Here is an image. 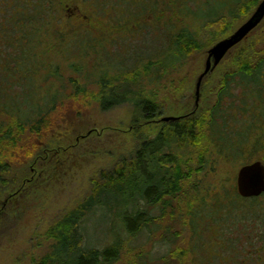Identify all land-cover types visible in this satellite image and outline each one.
<instances>
[{
    "label": "rangeland",
    "instance_id": "374dc122",
    "mask_svg": "<svg viewBox=\"0 0 264 264\" xmlns=\"http://www.w3.org/2000/svg\"><path fill=\"white\" fill-rule=\"evenodd\" d=\"M20 1L23 3L18 5ZM156 1L159 3L156 13L149 12L141 20L122 26V29L131 33L124 37V32L118 33L119 31L112 30L104 23L87 20L81 9L85 13H91L90 8H83L81 4L82 7L78 8L76 4L70 3V8H60L59 15H55L50 24L45 26L47 31L54 29L53 32L63 31V27L65 28L60 44L56 39L58 34H51L49 43L54 46L58 41V49L48 51V57L40 58L47 61L49 69L46 70V67L39 70L36 77L27 76V72H19L26 76L19 82L14 78L6 79V75L0 73V141L7 138L8 134H17V148L7 151L8 147L5 146L7 158L3 160L11 168L0 180V264H34V259L40 260L52 252L55 241L48 238L49 228L87 195L91 179L96 177L98 171L109 166L121 153L132 149L137 143L131 132L134 118L155 136L164 123L180 120L193 110L206 111L215 103V94L219 88L216 70L204 80L198 102L196 84L204 71L207 52L219 37L215 36L212 29L205 27L202 21L192 18L193 14L190 17L182 14L179 8L183 5L178 0ZM201 1L203 0H185L189 10L193 11L197 10ZM22 4L27 7L32 3L30 0H0V22L5 10L6 20L15 21ZM92 4V0L86 3ZM252 13L237 21L229 17L231 24L234 23L231 30L236 31ZM223 14L230 15L229 9L226 8ZM101 19L106 21V17ZM85 20L87 22L83 25L95 30L102 39L99 48L106 52L112 51V56L108 53L109 56H103L102 59L92 54V58L87 56L83 61L78 60V53L73 46L74 28ZM126 20L130 18L126 17ZM61 22L63 27L59 25ZM263 22L256 29L257 32L263 31ZM140 26L142 27L139 28ZM185 27L200 36L206 49L192 52L190 58L169 67L162 73L159 82H155V77L153 80L151 71L145 73L144 65H140L136 72L142 74L133 85L136 94L134 93L132 101L103 110L100 96L104 91L107 96L109 88L103 89L99 84L100 80L106 78L108 82L117 83L114 79L120 69H116L115 65L119 62L124 65L133 64L136 59L134 53H149L147 55L153 54L151 58L155 57L154 53L160 54L168 48V39L174 28ZM256 30L251 33L253 38L259 35ZM110 31L116 34L112 41ZM0 50L7 52L12 58L10 67L13 68L14 62L20 59L18 51L13 46L3 45L1 41ZM118 53L123 56L132 55L128 61V57L113 56ZM75 61L82 69L80 72L71 67ZM106 66L115 71L116 75L115 72L107 75ZM131 66L129 65L130 68ZM13 70L7 74L15 77L17 75ZM130 75L122 77L120 81L134 77ZM3 84L9 86L6 95L1 93ZM33 86L35 92L31 104L32 90L29 87ZM48 90L57 94L55 100L47 98ZM140 94L157 101L162 107L158 117L149 123L141 118L132 103ZM106 99L105 102L111 101L109 97ZM10 104H15L19 110H16V117L5 109L9 105L10 111H14ZM38 104V111L30 109L32 105ZM27 112L30 114V123L21 119ZM165 118L174 119L164 121ZM41 120L39 134L31 133V125ZM16 121L29 124H25L24 129H19ZM36 157L37 160L33 159ZM259 158L257 155L256 159ZM209 165V168L199 173L196 179L197 189L191 195L186 194L172 201L159 223L161 227L154 228L151 238L150 234H142L133 243L126 245L117 264H243L236 262V256L248 257L250 264L251 256L256 259L258 250H264V228H255V224L251 225L249 222L223 225L220 228L218 221L209 224V230L204 228L207 220L210 223L218 219L216 214H212L218 211L214 205L217 195L237 191V176L242 166L225 162L213 150ZM203 205L208 208H203L202 212ZM191 208L198 209L199 212L194 223L200 237L194 234L189 221ZM245 210L249 209L245 207ZM90 219L87 228L89 244L103 246L102 242H110L111 236L108 237V233L111 221L107 213L99 212ZM223 243L237 255L224 251ZM59 260L65 261V264H73V255L59 254L54 262L58 263ZM256 260L252 264H264V252Z\"/></svg>",
    "mask_w": 264,
    "mask_h": 264
},
{
    "label": "trees",
    "instance_id": "16d2710c",
    "mask_svg": "<svg viewBox=\"0 0 264 264\" xmlns=\"http://www.w3.org/2000/svg\"><path fill=\"white\" fill-rule=\"evenodd\" d=\"M30 1L32 3L30 6L25 7L23 4L19 6L20 11L15 21L6 20L7 11L5 10V15L0 22V41L3 45L13 46L20 55V59L14 62L12 68L10 67L12 58L7 52L0 50V73H4L6 79L14 78L17 82L26 77L19 72H27V76L36 77L39 70L46 67V70L49 69L47 61L45 59L42 61L40 58L48 57V51L54 52L58 49V41L60 44L65 28L63 22L59 24L63 27V31L53 32L54 29L47 31L45 26L50 24V20H53L55 15H59L60 8H70V3L76 4L78 8L82 7L80 4L83 8H90L91 13H85L81 9L87 20L104 23L112 30L119 31L118 33L124 32L122 34L124 37L131 34L130 31L122 29L124 24L129 25L141 20L149 12L156 13L159 6L156 0H92L94 1L92 5H86L89 0ZM178 1L183 5L179 8L182 14L189 17L193 14L192 18L202 21L205 27L216 33L215 36L219 37L217 41L215 40L217 43L235 32L231 30V25L234 23L231 24L232 20L228 19L229 17L234 21L243 19L256 10L261 0H203L198 3L196 11L189 10L185 0ZM20 3L23 1L18 2V5ZM226 8L229 9L230 15L223 14ZM104 17L106 21L101 19ZM126 17L130 20H126ZM108 19H115V21H108ZM87 20L74 28L73 46L78 53V60L83 61L87 56L92 58V54L102 59L108 53L112 56V51L106 52L105 49L99 48L102 39L97 36L95 30L92 31L87 25H83ZM52 32L58 34L56 38L58 41L54 46L49 43ZM257 33L260 38L257 39V36L253 38L252 33L228 54L223 64L215 69L219 88L212 107L206 111L193 110L180 120L169 124L164 123L155 136L147 132L142 123L134 118L131 132L137 142L135 146L121 153L109 165L110 167L107 166L98 171L96 177L91 179V188L87 195L53 223L48 230L49 240L55 241V244H52V252L40 260L34 259V264H65V261L60 260L58 263L54 262L59 254L73 255V264H117L126 245L133 243L142 234H150L151 238L154 228L161 227L159 223L172 201L186 194L191 195L197 189L196 179L200 172L210 167L212 150L232 165L244 166L256 160L264 163V29ZM109 34L112 41L116 34L113 31ZM168 40L170 43L168 48L160 54L154 53L156 56L153 58H151L153 54L134 53L133 56L136 59L133 64L129 63L132 65L131 68L118 60L119 63L115 65V68L120 69V72H117V78L114 76L117 83L108 82L106 78H102L99 82L103 89L109 88L107 96L105 91L100 96L103 110L132 101L133 95L136 94L133 91V85L142 74L136 72L140 65H144L145 73L151 71L153 80L155 77V82H159L162 79V73L169 67L190 58L192 52H201L206 49L200 36L187 27L174 28ZM113 56L128 57V61L130 57L123 56L122 53ZM71 67L77 72L82 70L76 61ZM12 69L17 76L7 74ZM154 69H156L155 73ZM111 72L115 71L107 67L105 73L111 75ZM128 75L131 77L134 75V77L120 81L122 77ZM29 88L32 90L30 96L32 104L35 87ZM123 89L125 91L122 92ZM7 92H9V86L3 84L1 93L6 95ZM56 95L48 90L47 98L51 97V100H55ZM107 97L111 101L105 102ZM14 103L17 104L15 101ZM132 103L139 111L141 118L148 123L161 113L162 107L157 101L142 95L134 99ZM15 104H10L14 111H10L9 105L5 107L14 116L16 110L19 111ZM38 106L39 104L32 105L30 109L38 111ZM27 114L21 119L30 123L28 120L30 114ZM19 121H16L19 129H24L29 124ZM41 123L42 120L31 125V133L38 135ZM16 137L17 134L10 136L8 134L7 138L0 141V180L2 175L11 168L3 158H7V149L9 151L17 148ZM5 146L8 148L6 149ZM257 155L259 159H256ZM33 159L37 160V157ZM230 192L217 195L214 205L217 206L218 211L212 214H216L218 219L210 223L207 220L204 228L209 230L210 225L217 221L220 228L223 225L233 226L243 222L255 224L253 226L255 228H264V194L258 198L246 199L237 191ZM245 207L249 210H245ZM203 208L208 207L203 205L202 212ZM99 212H106L111 221V234L108 233V237L111 236V238L110 242H102L103 246H91L87 239V228L91 216ZM189 215L192 230L197 237H200L194 223V218L199 215L198 209L191 208ZM224 244V251L237 255L229 251ZM263 252L264 250H258L256 259ZM251 257L250 264L255 263L257 260ZM235 260L237 263L239 261L243 264L249 263L246 256H236Z\"/></svg>",
    "mask_w": 264,
    "mask_h": 264
},
{
    "label": "water",
    "instance_id": "95a60500",
    "mask_svg": "<svg viewBox=\"0 0 264 264\" xmlns=\"http://www.w3.org/2000/svg\"><path fill=\"white\" fill-rule=\"evenodd\" d=\"M264 21V0L257 6L250 18L230 36L220 40L211 47L207 54L204 71L196 84V100L200 99L204 80L223 62L228 54L242 43ZM174 118H165L170 121ZM238 194L246 199L258 198L264 194V163L256 160L240 168L237 176Z\"/></svg>",
    "mask_w": 264,
    "mask_h": 264
}]
</instances>
